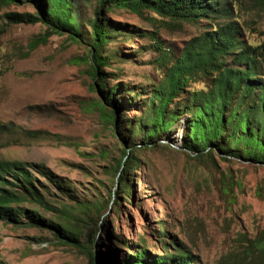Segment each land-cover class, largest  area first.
Returning a JSON list of instances; mask_svg holds the SVG:
<instances>
[{"label": "rangeland", "instance_id": "obj_1", "mask_svg": "<svg viewBox=\"0 0 264 264\" xmlns=\"http://www.w3.org/2000/svg\"><path fill=\"white\" fill-rule=\"evenodd\" d=\"M98 3L75 0L70 5L67 12L80 32L75 39L66 30L48 32L45 23L6 20L8 11L38 10L30 0L0 7V123L10 125L0 132V159L29 165L36 190L52 207H76L77 200L90 204L89 217H83L77 231L72 228L78 246L61 243L53 230L26 224L25 215L22 223L0 219V264H91L87 232L96 236L103 264H122L141 246L153 255L181 248L191 254L193 264H239L243 245L238 236L252 238L264 228V162L187 150L182 142L188 114L158 133L153 148L135 153L131 192L113 202L114 167L126 148L128 123L147 110L168 57L178 56L206 22L170 23L150 11L139 15L125 7L102 8L104 20L125 29H112L102 48L109 57L104 76L109 85L121 86L128 101L120 107L101 101L116 114L111 122L95 105L102 94L91 87L94 79L88 72L89 21ZM240 3L236 7L244 37L264 46V2ZM152 16L156 19L149 20ZM262 64L264 72V58ZM205 84L203 78L191 81L181 99ZM28 129L39 136L23 132ZM135 130L131 141L139 145L141 132ZM33 164H43L53 176L44 177ZM21 205L56 221L52 210L29 201ZM95 264H100L98 255Z\"/></svg>", "mask_w": 264, "mask_h": 264}, {"label": "trees", "instance_id": "obj_2", "mask_svg": "<svg viewBox=\"0 0 264 264\" xmlns=\"http://www.w3.org/2000/svg\"><path fill=\"white\" fill-rule=\"evenodd\" d=\"M20 1L24 0H0V7ZM30 1L37 5L38 10L34 13L8 11L4 15L6 20L9 23L41 22L50 26V33L66 30L75 36L74 39L80 36L77 25L67 12L75 0ZM240 2L241 0H99L94 17L89 21L88 72L94 79L91 87H96L102 94V99L95 105L111 122L116 120V114L114 110L107 109L106 105L120 107L121 101L123 104L128 101L126 95L121 93V86L109 85L104 76L103 67L109 64V57L103 53L102 48L112 34V29H125L124 25L112 27L104 20L101 17L102 8L125 7L139 15L150 11L169 18L170 23L206 22L203 23L202 32L184 42L178 56L168 57L169 64L162 71V81L151 91L152 97L148 99L147 110L135 122L128 123L131 129L125 134L126 138H123L126 148L122 150V156L114 167L118 177L116 189L112 192L113 202H117L121 194L131 192L129 179L136 164L135 153L141 148H153L157 145L158 133L165 131L176 119L186 114L188 116L185 119L182 145L187 150L200 156L206 153L211 157L217 151L227 156L264 162V46L252 44L244 37L236 7L241 5ZM250 2L261 4L264 0ZM148 19L156 18L152 16ZM48 32L47 35L50 34ZM156 49L161 50V45L156 44ZM197 78L206 79L205 87L188 91L182 100L181 93L185 88L189 90L190 82ZM174 101L178 104L170 106ZM138 106L143 107L142 104ZM7 127L10 128V125L0 123V132ZM136 128L141 132L139 145L131 141L133 132H137ZM23 132L30 137L39 136L36 130L28 129ZM28 166L18 160L0 159V219L4 222L22 223L20 216L25 215L26 224L53 230L61 243L78 246L72 228L77 231L78 223L84 222L83 217H89L90 204L77 200L76 207H52L36 190L34 181L37 180ZM33 166L44 177L53 176L43 164ZM58 185L68 190L63 182L59 181ZM25 201L54 211L56 221L21 205ZM238 240L243 245L239 264H264V228L252 238L241 234ZM85 244L87 246H81H86L89 262L95 264V256L98 255L100 264H103L101 250L93 233L87 232ZM121 262L193 264L194 259L188 251L178 247L173 251H164L161 255H153L146 247L141 246L135 254L128 255Z\"/></svg>", "mask_w": 264, "mask_h": 264}]
</instances>
